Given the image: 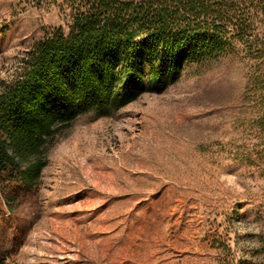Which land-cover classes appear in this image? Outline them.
Returning a JSON list of instances; mask_svg holds the SVG:
<instances>
[{
  "label": "rangeland",
  "instance_id": "374dc122",
  "mask_svg": "<svg viewBox=\"0 0 264 264\" xmlns=\"http://www.w3.org/2000/svg\"><path fill=\"white\" fill-rule=\"evenodd\" d=\"M68 20L56 4L0 0V82ZM256 64L189 62L162 91L77 117L33 186L0 180V258L220 264L218 245L252 252L264 240V98L247 87Z\"/></svg>",
  "mask_w": 264,
  "mask_h": 264
},
{
  "label": "trees",
  "instance_id": "16d2710c",
  "mask_svg": "<svg viewBox=\"0 0 264 264\" xmlns=\"http://www.w3.org/2000/svg\"><path fill=\"white\" fill-rule=\"evenodd\" d=\"M34 1L61 6L68 27L46 32L18 76L0 82L2 181L33 186L77 117L162 91L189 62L244 54L257 63L248 90L264 98V24L253 19L264 0ZM217 248L220 264H264V240L239 256Z\"/></svg>",
  "mask_w": 264,
  "mask_h": 264
}]
</instances>
